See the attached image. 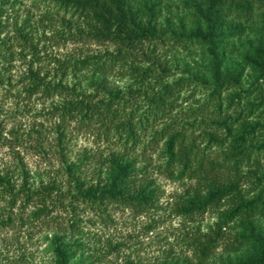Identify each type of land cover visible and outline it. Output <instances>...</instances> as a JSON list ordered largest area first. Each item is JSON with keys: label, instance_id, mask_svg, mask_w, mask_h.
<instances>
[{"label": "rangeland", "instance_id": "obj_1", "mask_svg": "<svg viewBox=\"0 0 264 264\" xmlns=\"http://www.w3.org/2000/svg\"><path fill=\"white\" fill-rule=\"evenodd\" d=\"M187 1L158 0V37L137 43L133 56L96 79L90 69L73 72L63 66L74 58L114 52L118 42L94 38L88 23L60 9L57 1L0 0V175L15 195L0 186V264H53L55 235L78 244L72 260L80 264H225L228 257L253 249L238 236L239 216L222 218L233 205L231 196L218 205L187 211V198L205 188L204 180L178 175V166L173 172L161 166L164 139L178 133L184 143L203 151L204 161L218 164L214 173L221 179L239 177L238 190L245 198L263 186L248 170L261 174L264 146L232 166L223 124L234 132L258 122L253 143L264 141V81L246 66L237 87L208 96V88L195 79L208 75L205 47L181 33L194 22ZM262 10L255 1L248 18L228 15L245 24L244 33L232 38V52L225 54L229 70L241 60L247 39L264 34ZM148 65L149 74L128 71ZM29 69L43 83L60 80L63 89L28 94ZM178 79H183L181 88L164 97L155 120L137 128L140 143L128 151L139 168L136 181H150L156 188L154 199L140 205L87 196L88 186L106 180L107 157L122 150L114 128L119 119L110 121L100 101L116 93L119 99L111 105L119 100L122 116L130 108L137 115L150 107V97L163 83ZM233 90L239 96L230 99ZM161 129L163 138L154 139L153 132ZM206 132L225 139L208 144ZM257 221L264 233V216ZM205 244L209 247L203 255Z\"/></svg>", "mask_w": 264, "mask_h": 264}, {"label": "trees", "instance_id": "obj_2", "mask_svg": "<svg viewBox=\"0 0 264 264\" xmlns=\"http://www.w3.org/2000/svg\"><path fill=\"white\" fill-rule=\"evenodd\" d=\"M63 11L70 12L71 15L77 14L83 22L88 24V30L94 38L98 40L110 39L118 42L114 52L103 54H90L82 58H74L65 64V69L73 72L82 69H90L98 75L115 69L116 64L133 56V48L137 43L158 37L159 28L156 26V19L159 13L158 0H54ZM257 1L264 8V0H190L187 5L193 8L194 22L186 31H181L186 39L203 44L209 58L208 75L195 78L208 88V96H220L223 89L237 87L243 70L249 66L256 72V79L262 78L264 81V34H258L254 39H247L248 47L241 54V60L233 70L224 66L225 54L232 52V38L239 36L245 31V24L235 22L228 15L234 14L238 18H248L251 15L254 2ZM261 29L264 31V10L260 15ZM62 67V64L59 65ZM139 68L134 66L128 71L134 73H150L149 68ZM29 85L24 89L28 94L38 91H49L53 88L63 89L62 82L59 80L52 85L43 83L39 75L32 69L26 74ZM183 79L174 80L171 83H163L158 94L150 97L149 108L134 113L130 108L127 113L121 115L119 100L111 105V101L119 99L114 93L110 94L105 102L100 101V107L108 115L110 121L119 119L114 124L118 138H121V151L112 152L107 157L108 169L106 180L100 184L96 183L88 186L84 193L93 199L102 200L104 198L121 201L126 204L144 205L151 202L155 197L156 188L150 185V181H136V174L139 168L135 166L134 158L128 156L131 147L140 142L136 139L137 128L147 125L149 120H155L158 113L163 108L164 97H171L175 94V87L181 88ZM96 84H99L97 82ZM239 96V92L233 90L230 99ZM162 103V104H160ZM114 105V106H113ZM253 105V104H252ZM160 111V112H159ZM99 115V114H98ZM258 122L244 124L236 131H232L230 125L224 122L223 127L229 139L230 152L227 157L233 159L232 166H237L240 159L251 157L253 149L258 152L263 146L264 141L259 144L253 143V131ZM163 130L155 131L152 137L155 139L163 138ZM120 134H123L120 135ZM207 143H221L225 138H219L213 132H206ZM123 137V138H122ZM153 141V139H152ZM151 141V142H152ZM156 143V142H155ZM145 146H143V149ZM161 155L164 162L161 164L169 172L175 171L177 174L195 176L204 180V189L197 190L186 200L185 208L190 210H202L213 204L218 205L227 196L233 198V205L225 210L221 215L223 219H232L238 215L241 231L239 238L250 241L253 249L237 257H228L225 264H264V233L257 221L264 216V169L260 175L255 171L248 170L253 174L256 183L262 184L258 192L245 198L238 190L239 177L237 179L223 180L214 173L217 163L204 161L203 151L197 152L193 143H184L178 133L168 134L163 141ZM144 153V150H142ZM200 153V154H198ZM70 168V167H69ZM0 186L4 191L13 194L12 185L9 180L0 175ZM28 194L26 195V197ZM76 242H69L62 236L55 235L52 238L53 264H80L73 261V248L77 247ZM209 244H205L201 253H206ZM164 264H175L173 262ZM201 264V263H199Z\"/></svg>", "mask_w": 264, "mask_h": 264}]
</instances>
